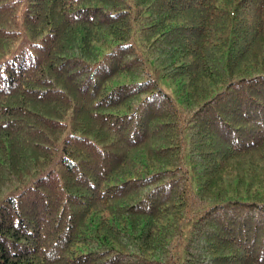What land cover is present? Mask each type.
I'll return each instance as SVG.
<instances>
[{"label": "trees", "instance_id": "obj_1", "mask_svg": "<svg viewBox=\"0 0 264 264\" xmlns=\"http://www.w3.org/2000/svg\"><path fill=\"white\" fill-rule=\"evenodd\" d=\"M0 264H264V0H0Z\"/></svg>", "mask_w": 264, "mask_h": 264}, {"label": "rangeland", "instance_id": "obj_2", "mask_svg": "<svg viewBox=\"0 0 264 264\" xmlns=\"http://www.w3.org/2000/svg\"><path fill=\"white\" fill-rule=\"evenodd\" d=\"M160 83H161V88L167 93V94H171V87L170 86H168V81H163V80H161L160 81Z\"/></svg>", "mask_w": 264, "mask_h": 264}]
</instances>
